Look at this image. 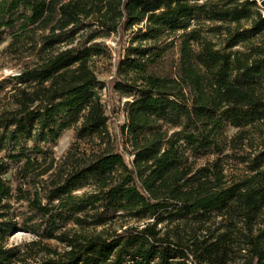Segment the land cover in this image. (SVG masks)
I'll return each instance as SVG.
<instances>
[{
    "label": "trees",
    "instance_id": "1",
    "mask_svg": "<svg viewBox=\"0 0 264 264\" xmlns=\"http://www.w3.org/2000/svg\"><path fill=\"white\" fill-rule=\"evenodd\" d=\"M130 30L119 136L93 61ZM7 38L0 264H264L258 0H0Z\"/></svg>",
    "mask_w": 264,
    "mask_h": 264
},
{
    "label": "rangeland",
    "instance_id": "2",
    "mask_svg": "<svg viewBox=\"0 0 264 264\" xmlns=\"http://www.w3.org/2000/svg\"><path fill=\"white\" fill-rule=\"evenodd\" d=\"M259 3V0H258ZM261 6V5H260ZM262 7V6H261ZM264 11V7H262ZM135 29V28H134ZM123 37V38H122ZM121 34L113 35L110 38L103 39L106 44L111 48V57L108 56H97L94 58L93 67L98 76V79L102 82L99 86L104 100L108 107V115L110 117L111 126L119 132L121 136V130L126 122V115L123 109L125 102L124 98H121L119 94L114 91L110 86V81L116 76L117 62L124 48L129 44L132 37V31H126L124 36ZM10 39L7 38L0 44V80H5L9 76L18 74L20 68L26 62L29 57H19L12 55L8 50L7 46ZM74 140V131L68 130L60 138L57 145L55 146V152L58 158L62 157L71 143ZM130 158V157H129ZM34 239V236L25 231L19 230L13 232L8 240L9 245H24L25 243ZM56 244L55 241H50Z\"/></svg>",
    "mask_w": 264,
    "mask_h": 264
},
{
    "label": "water",
    "instance_id": "3",
    "mask_svg": "<svg viewBox=\"0 0 264 264\" xmlns=\"http://www.w3.org/2000/svg\"><path fill=\"white\" fill-rule=\"evenodd\" d=\"M259 4L264 7V0H259Z\"/></svg>",
    "mask_w": 264,
    "mask_h": 264
}]
</instances>
